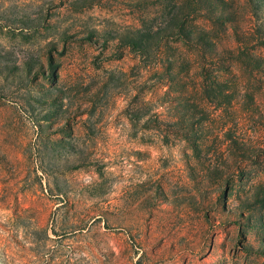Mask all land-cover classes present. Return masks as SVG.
<instances>
[{
    "label": "rangeland",
    "instance_id": "rangeland-1",
    "mask_svg": "<svg viewBox=\"0 0 264 264\" xmlns=\"http://www.w3.org/2000/svg\"><path fill=\"white\" fill-rule=\"evenodd\" d=\"M0 264H264V0H0Z\"/></svg>",
    "mask_w": 264,
    "mask_h": 264
}]
</instances>
